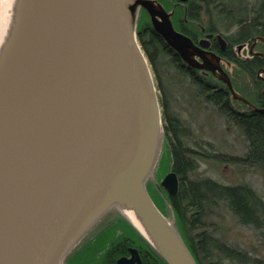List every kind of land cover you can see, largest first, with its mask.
<instances>
[{
	"label": "water",
	"instance_id": "95a60500",
	"mask_svg": "<svg viewBox=\"0 0 264 264\" xmlns=\"http://www.w3.org/2000/svg\"><path fill=\"white\" fill-rule=\"evenodd\" d=\"M140 8L184 64L214 73L233 99L264 111L237 94L209 60L220 56L176 30L171 12L153 0H26L0 77V264H61L85 230L137 186L150 200L140 204L142 229L161 251L122 211L128 222L166 264H196L180 237L158 222L157 214L165 217L143 185L162 120L137 39ZM215 40L224 50L221 35ZM257 41L264 39H255L249 52L264 58L253 51ZM160 186L174 196L176 173L170 170ZM129 251L116 264H141L137 251Z\"/></svg>",
	"mask_w": 264,
	"mask_h": 264
},
{
	"label": "trees",
	"instance_id": "16d2710c",
	"mask_svg": "<svg viewBox=\"0 0 264 264\" xmlns=\"http://www.w3.org/2000/svg\"><path fill=\"white\" fill-rule=\"evenodd\" d=\"M160 2L166 10L170 9V3ZM172 10L175 28L191 39L196 40L201 33L213 35L208 49L232 64L233 72L229 76L234 90L244 97L253 98L252 102L257 107H263L264 72L262 76H258V72L264 68V58L249 52L247 57H240L234 47L264 39V0H257L256 3H250V0H187L185 4L175 5ZM140 11L144 10L141 8ZM136 31L153 70L157 89L163 93L160 99L161 120L170 157L169 169L178 177V191L168 198L183 243L196 264H224L226 259L264 264V260L249 258L236 246L223 241L217 235L219 227L215 222L220 210L225 209L240 225L261 233L264 230V201L261 197L246 184H223L210 177L191 176L199 161L207 159L259 168L264 174V111L251 110L242 101L233 99L225 83L212 72L184 64L151 28L148 20L140 21ZM216 34L224 39V50L216 43ZM254 50L264 54V42L258 41ZM168 66L174 67L176 73L186 79L193 100L209 105L241 131L247 143L242 156L216 152L210 144L200 141L190 145L189 141H193L191 130L169 110L164 98L162 80L165 75L161 70ZM235 73L243 76L248 83L244 89L236 83ZM120 221L134 234L122 230L119 225L120 233H114L105 244L109 243L103 254L101 250L104 247L96 249L100 244L99 236L91 237L83 246L68 253V264H114L115 258L127 245L142 251L144 264H166L127 220Z\"/></svg>",
	"mask_w": 264,
	"mask_h": 264
},
{
	"label": "rangeland",
	"instance_id": "374dc122",
	"mask_svg": "<svg viewBox=\"0 0 264 264\" xmlns=\"http://www.w3.org/2000/svg\"><path fill=\"white\" fill-rule=\"evenodd\" d=\"M153 1L160 4L162 8H164V6L160 1L164 3L167 2V4L170 3V9H164L167 12H171V15L173 12L172 9L176 5L175 2H182V0ZM256 2L257 0H250V3ZM140 9L137 12L136 27L137 24L143 19L148 20L150 23V18L147 12L145 10L140 11ZM203 20L205 19L203 18ZM206 35L207 33H201L197 36L196 40L199 42L198 45L201 48L207 50L210 41L206 38ZM234 51L237 52L236 54H238L240 57H247L248 52L250 51V45L244 44L238 47L236 46L234 47ZM253 51L255 52L254 48ZM209 60L212 63L221 66V68H223V70L227 73L231 82L229 73L233 72L232 64L222 57H219L218 62H215L214 58L211 56H209ZM163 69L165 71L161 70V72H163L165 75V78L162 80V85L165 88L164 98L167 100L169 110L179 117L191 130V139L193 141H189L190 145H193L194 141H200L201 143L210 144L212 149H214L216 152L231 156H242L246 151L247 143L241 131L234 125L228 123L221 114H219L209 105H205L193 100L192 92H190V89L187 88L186 79H182L181 76L176 73V69L174 67L168 66L167 69ZM151 71L154 77L152 68ZM262 73L263 72L259 71L258 76H262ZM212 74L215 76L214 73ZM235 74H237L235 77L236 83L239 87L244 89V87H246L245 85H248V83L243 76L239 75V73ZM157 91L159 98L161 99L163 93L159 89H157ZM237 94L239 93L237 92ZM262 94L264 96V89L262 90ZM244 98L249 101L250 104L256 106L252 102L253 98ZM205 148L208 149V147ZM169 168L170 157L168 154L166 138L161 122L155 154L151 166L143 178V185L155 206L165 217V219L169 221L175 233L182 240L177 231L176 216L171 207L168 195L160 186L161 180L170 171ZM191 176H206L223 184H246L250 186L264 201V174L259 168L247 167L238 163H223L220 161L207 159L199 161L198 167L194 170ZM121 219L127 220L122 213V206L120 202H114L92 224V226H90L91 233L88 232L84 238L86 239L99 236L98 238L100 240V244H98L99 242L97 243L98 246H96V249L100 250L110 240L114 233H120V229L117 228L120 227L119 225L122 226V230L124 229L127 232L134 234L124 225V223H121ZM215 222L219 227L217 235L223 239V241L229 245L236 246L238 250L246 254V256L249 258H259L264 260V230L260 233L254 231L251 227L240 225L232 216V214L225 209L220 210L219 216L215 218ZM93 232L95 233L93 234ZM100 232L102 233L99 234ZM90 234L93 235L91 236ZM224 264L249 263H240L226 259L224 260Z\"/></svg>",
	"mask_w": 264,
	"mask_h": 264
},
{
	"label": "bare ground",
	"instance_id": "6f19581e",
	"mask_svg": "<svg viewBox=\"0 0 264 264\" xmlns=\"http://www.w3.org/2000/svg\"><path fill=\"white\" fill-rule=\"evenodd\" d=\"M25 2L26 0H0V77L15 47V43L17 42V36L21 29L22 16L25 10ZM143 199H145L147 203H150L143 187L137 186L134 192H131L120 199L122 211L149 239L152 246L157 251H161L155 241L142 229L139 211L142 209L140 204ZM156 216L158 222L164 227V229L171 236L176 237L169 221L158 214Z\"/></svg>",
	"mask_w": 264,
	"mask_h": 264
},
{
	"label": "flooded vegetation",
	"instance_id": "af4514ba",
	"mask_svg": "<svg viewBox=\"0 0 264 264\" xmlns=\"http://www.w3.org/2000/svg\"><path fill=\"white\" fill-rule=\"evenodd\" d=\"M187 0H184V1H182V2H175V4L176 5H182V4H184L185 2H186ZM171 18V22H172V25H173V27L175 28V26H174V22H173V19H172V17H170ZM177 23H178V20H177ZM176 29V28H175ZM176 30H178V29H176ZM178 31H180V30H178ZM208 40H211L212 38H207ZM192 41L196 44V45H198L199 44V42L197 41V40H193L192 39ZM216 43H217V41H216ZM219 45V44H218ZM199 46V45H198ZM220 47V46H219ZM207 50L208 51H210L208 48H207ZM212 52V51H211ZM217 54V53H216ZM195 59H197L199 62H201V60L199 59V58H197V57H195ZM92 226V225H91ZM91 227H89L87 230H85V232L79 237V239H78V241H76L75 242V244L71 247V249L67 252V254L64 256V258L62 259V261H61V264H68V260H69V258H70V256H68V253L69 252H71L72 250H74V249H76L77 250V247H81V246H83V244L89 239V238H84L86 235H87V233L88 232H90V229ZM91 233V232H90ZM95 232H93V234H94ZM93 234H90L91 236L93 235ZM108 245H109V243L107 244V245H105L104 246V249L103 250H101V254H103V252H105L104 250H107L108 249ZM129 249H135L136 251H137V254H138V257H139V259H140V262H141V264H144V262H143V253H142V251L138 248V247H135V246H133V245H127L126 247H125V249L120 253V255L118 256V257H116L115 258V261H114V264H116V261H117V259H119V258H121V257H126V258H129L130 257V251H129ZM102 264H104V263H102ZM134 264H137L136 262L134 263Z\"/></svg>",
	"mask_w": 264,
	"mask_h": 264
}]
</instances>
